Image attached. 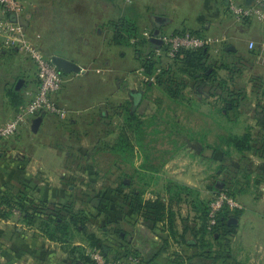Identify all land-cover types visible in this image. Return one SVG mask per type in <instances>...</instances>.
I'll return each instance as SVG.
<instances>
[{
	"label": "crops",
	"instance_id": "0c3cea01",
	"mask_svg": "<svg viewBox=\"0 0 264 264\" xmlns=\"http://www.w3.org/2000/svg\"><path fill=\"white\" fill-rule=\"evenodd\" d=\"M239 1L252 5L256 0ZM19 2L23 13L19 17L11 16V20L23 26L26 36L46 56L66 57L77 63L81 71L65 74L67 81L56 94L58 103L69 112L66 118L46 113L31 116L17 134L0 141V264H17L19 258L9 252L17 247L26 248L22 264H74L71 257L61 254L60 244L47 234V230L56 227L63 203L79 198L76 184H82L81 196L88 198L92 192L89 185L94 186L100 179L91 154L96 149L110 152L118 135L111 143L100 144L108 132L105 133L104 122L97 125L99 129L95 123L104 120L111 123L115 117L123 120V108L128 104L130 107L133 104L141 118L148 117L149 112L150 116L157 115V108L162 105L176 104L168 106L176 118L179 113L177 101L185 108L186 102L192 101L191 92L205 93L201 88L212 86L210 81L192 84L188 87L193 91L186 93L183 89L181 100L170 97L157 83L159 70L170 62L166 59L163 65L157 64L155 73L146 71V56L162 46L153 38L160 39L165 33L197 32L219 39L210 46L214 59L220 58L224 47L240 54L254 41L257 62L264 63V22L236 20L227 11L225 0ZM4 17L0 7V123L13 118L31 100L40 84L35 61L7 40ZM118 31L124 35V42L117 39ZM20 81L21 85L17 87ZM155 90L160 91V96L154 97ZM251 101V118L262 125L264 95ZM206 104L204 101L202 105ZM198 111L200 115H208L201 108ZM209 115L217 120L216 114ZM40 116L42 122L35 131L34 124ZM77 128V132L83 131L81 136L84 134L85 138L93 131L97 135L95 143L76 142L77 145L72 133ZM233 133L243 132L235 130ZM143 148L133 141L130 158L115 160L121 171L127 166L133 168V174L123 172L119 179V185L124 189L129 190L123 184H137L140 179H146L142 168L148 163L155 164L154 157H144ZM187 151L169 158L161 170L149 172L150 185L158 188L151 186L148 189V184L143 194L145 200L163 198L173 223L169 219L153 222L122 203L112 228L113 233L119 232L120 245L137 250L144 264H264V199L262 201L259 195L250 192L238 197L242 208L229 220L233 225L230 233L217 234L204 246L193 237L194 219L199 213L192 206L194 197L187 196L186 199L180 194L172 199L167 184H156L161 179L174 180L195 189L198 193L195 197L200 200L211 198L214 189L208 187L205 169L199 168L196 172L192 152ZM74 152L81 156L75 157ZM260 158L264 159V155ZM262 165L264 168V160ZM127 175H133V179L128 176L127 180ZM259 184L257 180L255 186L259 187ZM20 194L27 211L20 212L1 203L6 196L17 199ZM120 194L124 196L125 191ZM38 211L40 218L30 222L28 213L37 214ZM113 233L105 242L111 246L118 237L112 240Z\"/></svg>",
	"mask_w": 264,
	"mask_h": 264
},
{
	"label": "rangeland",
	"instance_id": "374dc122",
	"mask_svg": "<svg viewBox=\"0 0 264 264\" xmlns=\"http://www.w3.org/2000/svg\"><path fill=\"white\" fill-rule=\"evenodd\" d=\"M250 43H248L247 48L244 49L242 53L231 56L226 55L224 56L225 58L222 57L223 60L221 59V64L232 65L231 63L233 62L236 73L232 72L230 69H221L220 76L229 80L230 86L245 89L246 93L244 92L238 107L234 109L231 108L227 113L225 108L228 102H224L223 98L217 93H214L211 87H206L205 89L202 87L201 89L205 93H193L194 91L190 89L191 87H187L185 88L186 93L189 92V90L193 91L190 95L192 101H187L185 108H183L184 105L181 103L177 105L179 107L177 112L179 113L176 118L173 117V111L168 107L175 106L176 104L173 105L171 103L167 106L166 104L162 105V108L158 107L157 115L153 113V115L150 116L151 112H149L148 117L141 118V120L144 121L143 128L147 133L143 139L144 148L142 153L145 158L149 159L154 157L155 164L152 166L148 163V166L142 168L141 172L145 174L146 179H140V182L137 183L138 187L146 188L148 184L150 185L149 182L151 180L148 176L150 175L149 172L155 171L156 167L161 170L162 164L169 158L181 156L188 150L187 152H192V160L195 165L194 168H197L196 172H198L199 168H201V170L205 169L208 187L214 189V194L218 189L224 187L223 184L225 182L233 181L238 197L245 196L247 193L251 192L252 194L259 195V198L263 201L264 171L261 169L263 168L262 164L264 159L260 157L264 155V123L262 120V125L256 124L258 120L251 118V112L249 110L251 108V100L254 101L258 99L259 96L264 95V63L257 62L256 54L253 52L254 50L257 53V45L251 48ZM213 60L214 62L216 61L214 58ZM231 76H233V80L230 79L232 78ZM153 94L154 97L160 96V91L155 90ZM223 94L225 97L228 95L227 91L223 92ZM211 95L212 97L210 98ZM228 98L229 100L231 99L230 97ZM234 98L238 99L237 96H234L233 99ZM204 101L207 102V106L202 105ZM198 108L205 110L208 115L198 114ZM213 113L218 116L216 118L217 120L209 115ZM111 120V123H108L106 120L97 121V124L95 123L96 128H98V126L104 122L105 133L108 132L104 138H101L102 142H100V144L111 143L121 132L124 120L120 121L117 117ZM235 130L243 132L238 135L251 134L250 149L240 152L224 143L223 137H228L229 133H233ZM77 131H79L78 128L74 129L72 132L75 134V143L84 142L89 145L95 143L94 141H96L95 138L97 135L93 134V131H90L92 133L87 138H85L84 134L81 136L83 131ZM179 133L189 136L190 141L187 143L185 137L177 135ZM218 147L221 149L217 152L215 148ZM227 151L228 155L225 153ZM74 153L77 155H74L75 157L81 156L78 152ZM98 153L100 154L98 155ZM91 157H93V163L96 165L95 170H97L100 175L99 181L94 184V186L89 185L92 190L91 195L88 198H82V184H76V186H78L76 189L79 198L72 202L67 200L63 203V207L71 204L74 210L82 209L86 213L84 221L80 218L78 225L70 226L69 233L64 238L66 241H64V239L57 241L58 244H60L61 254L72 257L74 264H83L79 254L81 251L88 255L90 249L99 248L106 253L110 252L114 255L118 247H121V249L126 248L120 245L118 239L120 238L119 232L115 230L113 233L112 228L114 226L113 224H115V220L118 219L117 209L122 203H125L124 196H121L120 191H125V193L129 191L119 185V179L122 178L124 173L133 174V168L127 166L126 168H122L124 171H121L119 162L116 161L115 163V157L108 150L100 151V149H96L91 154ZM190 164H192V162ZM135 178L136 175L134 176V179ZM127 180H129V178ZM257 180L260 181L259 187L255 186ZM169 181L161 179V181L156 184L160 186H162V184L168 185ZM149 185L148 189L151 188V186L152 188H158L157 185ZM14 190L18 192L17 189ZM195 194L196 192L194 191L182 193L186 199L188 198L187 196L194 197ZM104 195L106 198L103 197ZM107 195H110V199H107ZM20 196L22 195L20 194ZM125 204L128 206L127 203ZM184 205L186 206V204ZM14 209L20 210L19 208ZM114 210H116V212ZM20 212L22 211L20 210ZM19 217L21 218L22 215ZM112 233L114 235L112 240L118 237L116 242L111 246L105 242ZM193 237L195 239L197 238L195 235H193ZM74 246H79L80 249L73 252L72 248ZM99 246L104 248H100ZM9 252L11 255L19 258L17 264H22L23 257L26 256V248L17 247ZM75 256L79 259H74Z\"/></svg>",
	"mask_w": 264,
	"mask_h": 264
},
{
	"label": "trees",
	"instance_id": "16d2710c",
	"mask_svg": "<svg viewBox=\"0 0 264 264\" xmlns=\"http://www.w3.org/2000/svg\"><path fill=\"white\" fill-rule=\"evenodd\" d=\"M193 33L196 34L197 32ZM117 39L120 42H124L125 40L124 35L121 34L120 31H118ZM223 52L224 53L220 56V58L215 59L216 61L214 62L213 55L210 52V46H206L196 50H181L175 58L167 59L170 63L165 67L162 66V68L159 70L157 74V83L166 90L170 97L175 100H181L184 96L182 91L186 87L192 84L198 85L199 83L210 81V83H212L211 89L214 90L213 92L217 93L221 98H223L224 102H228V105H226L225 108L228 113L231 108L234 109L240 105V101L245 92V89H239L238 87L230 86L229 80L220 76L221 69H230L232 72H235L233 62L231 63L232 65L221 64L222 57L225 58L224 56L226 55H235L234 52L229 50L228 47H224ZM253 52H255V54L257 55L256 51L253 50ZM144 61V64L147 69L146 71H148L149 74L152 72L155 73L154 67H156L157 64L163 65L165 62L160 57H156L155 51L152 54L146 56ZM231 77L232 78L230 79L233 80V76ZM226 91L228 95L225 97L223 92ZM234 96H237L238 99H233ZM228 97H230L231 99L229 100ZM177 102L178 104L180 103L179 101ZM136 111L137 110L134 109L133 104L132 107H130V104H128L123 108V127L121 129V132L118 134L114 146L110 150L111 154L115 157V160L121 159L123 157H130L133 152V141L143 145V139L147 133L146 130L143 128L144 121L141 120V117H139ZM177 135L185 137L187 143L188 141H190L189 136L182 135L181 133ZM223 138V141L227 146L233 147L240 152L251 148V134L238 135L230 132L228 137ZM220 149L221 148L219 147L215 148V151L218 152ZM225 153L228 155V151ZM99 154L100 153H98V155ZM156 170H159V168L156 167ZM96 174H99L97 170ZM128 176L133 179V175ZM123 186L128 187L130 190L129 192L124 194V202L127 203L128 206L134 212L144 215L147 219L153 222L164 221L169 219V222L173 223L171 215L169 216L167 214L168 206L163 198L157 197L153 200H145L143 198V194L146 191L145 188L140 186L138 187L137 184L135 185V182H132L130 184H123ZM167 190L172 193V199L174 198V195L179 196L180 194L189 191H194L196 192V194H198L197 191L192 187L182 185L173 180L169 181V184L167 185ZM222 190L226 191L229 195L238 199L237 190L235 189V184L233 183V181L225 182ZM195 196L192 200V206L199 213L198 216H196V218L194 219L195 223L193 224V234L197 236L196 239L199 242H202L204 246H207L209 244V239H215L217 237V234L228 235L230 233V229L233 228V225L229 223V220L232 216L238 213L239 210H230L229 208H224L219 214L217 225L213 230H210L209 210L211 198L207 201H203L196 198ZM23 201V196H20V198L17 199L6 196L3 199V202L1 203L7 207L19 208L21 211H27L28 208H26L27 206H24ZM168 213L170 214V212ZM38 214L39 211L37 212V214H35L34 212L31 214L28 213L30 222L33 223L35 220H38L40 218ZM85 214L86 213L82 209L74 210L71 204L68 206L65 205L64 207L62 205V208L57 215L60 220L57 221L56 227L47 230V234L56 241L63 240L68 235L71 225H78L80 218H82L81 220L83 221L85 220ZM47 220V222L50 221L49 218ZM183 239L185 241V239H187L186 236H184ZM64 241L66 240L64 239ZM99 247L104 248L102 246ZM72 249V251L75 252L77 249L80 248L79 246H74ZM109 253H107L106 255L109 256ZM79 254L80 259L83 261V264H94L89 255L84 254V252L82 251L79 252ZM129 254H135L140 256L137 250H134L129 247H126L124 249L118 247V249H116L114 253V256L121 257L125 255L127 256ZM74 259L78 260L79 258H76L75 256Z\"/></svg>",
	"mask_w": 264,
	"mask_h": 264
},
{
	"label": "built area",
	"instance_id": "2783aa9c",
	"mask_svg": "<svg viewBox=\"0 0 264 264\" xmlns=\"http://www.w3.org/2000/svg\"><path fill=\"white\" fill-rule=\"evenodd\" d=\"M229 14L238 21L257 19L264 22V0H256L252 5H247L239 0H225ZM0 7L5 13L3 19L5 35L12 46L19 49L25 55L31 57L36 65L39 76V87L31 100L22 106L16 115L10 120L0 123V141L19 132L31 116L40 113L54 115L60 118L68 116V110L61 106L56 94L67 81L66 76L57 69L51 57L46 56L27 36L21 24L13 22L11 16H21L23 7L19 0H0ZM162 46L156 48V57L163 60L173 59L181 50H196L211 46L219 39L204 34L184 32L177 34L165 33L160 37ZM250 47H255L251 42ZM224 208L239 210L242 208L240 200L220 189L213 193L210 200L209 229L213 230L217 225L220 212ZM99 248H92L88 255L94 264H144L141 256L129 254L125 256L106 255Z\"/></svg>",
	"mask_w": 264,
	"mask_h": 264
},
{
	"label": "water",
	"instance_id": "95a60500",
	"mask_svg": "<svg viewBox=\"0 0 264 264\" xmlns=\"http://www.w3.org/2000/svg\"><path fill=\"white\" fill-rule=\"evenodd\" d=\"M159 34V30L156 32V35ZM153 41L161 43V40L158 38H153ZM231 49H235L234 47H232ZM53 63L55 64V66L57 67L58 70H60L62 73L64 74H69L71 72H80L81 71V67L75 63L74 61L60 56V55H54L51 57ZM21 85V81L19 82V85L17 87H20ZM136 100H137V96H135ZM42 122V117H38L35 124H34V130L37 131L40 124ZM199 149V148H198ZM231 222V221H230Z\"/></svg>",
	"mask_w": 264,
	"mask_h": 264
}]
</instances>
